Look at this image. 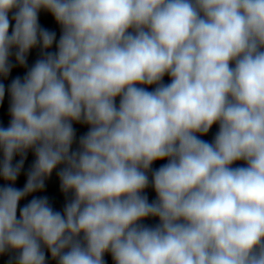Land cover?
Wrapping results in <instances>:
<instances>
[{
  "label": "clouds",
  "instance_id": "clouds-1",
  "mask_svg": "<svg viewBox=\"0 0 264 264\" xmlns=\"http://www.w3.org/2000/svg\"><path fill=\"white\" fill-rule=\"evenodd\" d=\"M109 261L264 264V0H0V264Z\"/></svg>",
  "mask_w": 264,
  "mask_h": 264
}]
</instances>
